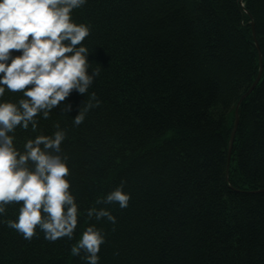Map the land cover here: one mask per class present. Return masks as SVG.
I'll return each mask as SVG.
<instances>
[{"label":"trees","instance_id":"1","mask_svg":"<svg viewBox=\"0 0 264 264\" xmlns=\"http://www.w3.org/2000/svg\"><path fill=\"white\" fill-rule=\"evenodd\" d=\"M71 15L90 27L82 46L100 74L88 95L100 106L75 126L87 96L74 90L37 132L18 127L15 144L67 130L78 227L49 242L0 224V264H85L71 247L92 224L106 237L99 264H264V0H86ZM20 98L6 90L0 102ZM121 181L127 208L95 205ZM93 206L116 223L89 220Z\"/></svg>","mask_w":264,"mask_h":264},{"label":"clouds","instance_id":"2","mask_svg":"<svg viewBox=\"0 0 264 264\" xmlns=\"http://www.w3.org/2000/svg\"><path fill=\"white\" fill-rule=\"evenodd\" d=\"M86 0H0V98L6 90L21 93L17 102H0V216L11 205H20L15 220H0L25 240L31 241L37 229L49 242L73 239L80 216L73 195L69 155L61 145L67 130L60 123L53 125V135H37L27 139L23 151L15 144L16 129L37 132L42 114L50 118L52 110L65 102L75 90L87 96L73 120L81 125L90 110L100 106L95 92L89 88L100 74L98 66L91 74L89 50L82 46L90 35V27L77 24L71 13ZM243 6V5H242ZM13 51L22 53L13 56ZM71 105L62 108L67 114ZM126 181L97 198L95 205L129 206ZM89 220L116 218L106 208L95 206L86 210ZM106 242L102 229L87 226L71 247V255L81 257L85 264H99L101 246Z\"/></svg>","mask_w":264,"mask_h":264},{"label":"water","instance_id":"3","mask_svg":"<svg viewBox=\"0 0 264 264\" xmlns=\"http://www.w3.org/2000/svg\"><path fill=\"white\" fill-rule=\"evenodd\" d=\"M254 24L252 23V26ZM256 46L258 48V45L256 43ZM262 73H263V64H262V58H261V53H260V73L253 85L252 88H254L260 81V79L262 78ZM238 112H239V105L235 111V120H234V127H233V131H232V134H231V139H230V145H229V155L231 154L232 152V145H233V141H234V137L236 135V132H237V129H238V125H239V115H238Z\"/></svg>","mask_w":264,"mask_h":264},{"label":"bare ground","instance_id":"4","mask_svg":"<svg viewBox=\"0 0 264 264\" xmlns=\"http://www.w3.org/2000/svg\"><path fill=\"white\" fill-rule=\"evenodd\" d=\"M255 81H256V80H255ZM253 85H254V84H253ZM252 89H253V88H252ZM252 89L249 91V93L252 91ZM249 93H248V94H249ZM248 94H247V95H248ZM247 95H245V96L241 99V101H240L239 104H238L239 106H240L241 102L244 100V98H246ZM238 105H237V107H238ZM237 107H236V109H237ZM236 109H235V111H236ZM229 145H230V144H229Z\"/></svg>","mask_w":264,"mask_h":264}]
</instances>
